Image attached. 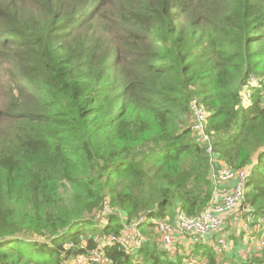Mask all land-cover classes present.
<instances>
[{
    "label": "trees",
    "instance_id": "1",
    "mask_svg": "<svg viewBox=\"0 0 264 264\" xmlns=\"http://www.w3.org/2000/svg\"><path fill=\"white\" fill-rule=\"evenodd\" d=\"M251 75L264 76V0H0V264H68L119 233L120 214L148 239L134 255L103 245L102 264H183L142 229L212 199L192 97L263 215L262 88L241 102ZM191 253L220 264L206 245Z\"/></svg>",
    "mask_w": 264,
    "mask_h": 264
},
{
    "label": "built area",
    "instance_id": "2",
    "mask_svg": "<svg viewBox=\"0 0 264 264\" xmlns=\"http://www.w3.org/2000/svg\"><path fill=\"white\" fill-rule=\"evenodd\" d=\"M251 88H262V94H264V76L251 75L248 78L242 89V93L245 92V98H241L243 105L249 102ZM189 111L195 140L204 147L207 155L213 195L208 206L195 217H188L177 211L173 220L150 219L145 221L147 227L151 228L152 234L155 235L154 240L158 249L163 253L173 255L178 237L189 238L190 241L196 238L209 239L220 233L229 216L236 215V217L241 216L240 233L251 246L255 247L258 254L264 252V214L256 216L251 208L244 206L249 169L231 168L214 154L210 136L205 131L208 113L197 98L190 99ZM112 210L109 199H104L97 214L101 224L106 223L108 216L113 213ZM119 217L122 222V229L119 233H110L100 238L97 241V247L92 249H87L82 242L79 249L84 252L74 257L71 264H102L103 245H116L125 254H137L148 237L144 236L138 222L127 223L122 214ZM183 255L185 256L183 264H207L205 258H196L189 251H185Z\"/></svg>",
    "mask_w": 264,
    "mask_h": 264
},
{
    "label": "crops",
    "instance_id": "3",
    "mask_svg": "<svg viewBox=\"0 0 264 264\" xmlns=\"http://www.w3.org/2000/svg\"><path fill=\"white\" fill-rule=\"evenodd\" d=\"M239 226L241 227V216L236 217V215H231L228 217L224 228L216 236L206 240H200L199 242L196 240L190 241L189 238L182 239V237H178L174 250H177L181 254L185 251L191 253L197 244H203L215 250L217 254L216 258L220 264L249 262L257 251L255 247L247 242L244 235L240 233ZM142 230L153 236L151 228L144 227ZM153 238L155 239V236H153ZM97 241H99V239H97ZM68 264H71V261Z\"/></svg>",
    "mask_w": 264,
    "mask_h": 264
},
{
    "label": "rangeland",
    "instance_id": "4",
    "mask_svg": "<svg viewBox=\"0 0 264 264\" xmlns=\"http://www.w3.org/2000/svg\"><path fill=\"white\" fill-rule=\"evenodd\" d=\"M252 83H253V82H252ZM251 86H254V85H253V84H251ZM242 98H243V99L245 98V92H244V93H242ZM191 118H192V117L190 116V120H191ZM194 240H196V241H198V242L200 241V239H197V238H196V239H194ZM225 249H226V248H225ZM222 257H223V255H222ZM219 259H221V258H219Z\"/></svg>",
    "mask_w": 264,
    "mask_h": 264
}]
</instances>
